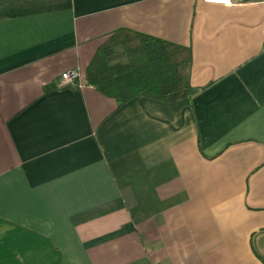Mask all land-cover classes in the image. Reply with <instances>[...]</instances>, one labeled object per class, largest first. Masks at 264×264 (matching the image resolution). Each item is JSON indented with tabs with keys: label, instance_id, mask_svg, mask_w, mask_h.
Returning <instances> with one entry per match:
<instances>
[{
	"label": "crops",
	"instance_id": "1",
	"mask_svg": "<svg viewBox=\"0 0 264 264\" xmlns=\"http://www.w3.org/2000/svg\"><path fill=\"white\" fill-rule=\"evenodd\" d=\"M122 30L190 47L194 92L88 84ZM0 264H264V3L0 0Z\"/></svg>",
	"mask_w": 264,
	"mask_h": 264
},
{
	"label": "trees",
	"instance_id": "2",
	"mask_svg": "<svg viewBox=\"0 0 264 264\" xmlns=\"http://www.w3.org/2000/svg\"><path fill=\"white\" fill-rule=\"evenodd\" d=\"M191 63L190 47L122 30L96 53L86 78L88 84L116 99L145 96L175 101L194 92Z\"/></svg>",
	"mask_w": 264,
	"mask_h": 264
},
{
	"label": "built area",
	"instance_id": "3",
	"mask_svg": "<svg viewBox=\"0 0 264 264\" xmlns=\"http://www.w3.org/2000/svg\"><path fill=\"white\" fill-rule=\"evenodd\" d=\"M204 1L209 3L224 4L227 6H236V5L245 4L247 2L264 3V0H204ZM62 78L64 82L73 85L75 87H83L86 85V83L80 80V73L78 71H74V70L66 71L62 74Z\"/></svg>",
	"mask_w": 264,
	"mask_h": 264
}]
</instances>
